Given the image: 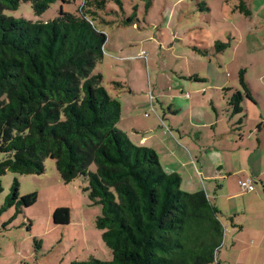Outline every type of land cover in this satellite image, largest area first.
Segmentation results:
<instances>
[{
  "label": "trees",
  "instance_id": "obj_1",
  "mask_svg": "<svg viewBox=\"0 0 264 264\" xmlns=\"http://www.w3.org/2000/svg\"><path fill=\"white\" fill-rule=\"evenodd\" d=\"M54 1L0 0V176L43 175L49 159L64 185L77 178L87 182L89 206L99 207L95 228L111 259L70 264H213L225 232L214 200L203 191H180V176L165 173L155 151L134 144L117 128L120 102L93 72L107 40L95 23L108 25L101 13L110 3L120 7V1L82 0L75 14L60 10L50 21L3 14L28 3L40 17ZM239 1L233 11L249 16ZM215 47L221 52L229 44ZM237 80L239 90L227 105L239 116L232 130L240 132L244 104L253 99L244 69ZM110 85L123 92L124 83ZM243 181L237 182L240 190ZM18 188L14 179L0 207V215L14 209L4 228L37 201L36 194L20 197ZM52 220L68 225V210L54 211Z\"/></svg>",
  "mask_w": 264,
  "mask_h": 264
},
{
  "label": "rangeland",
  "instance_id": "obj_2",
  "mask_svg": "<svg viewBox=\"0 0 264 264\" xmlns=\"http://www.w3.org/2000/svg\"><path fill=\"white\" fill-rule=\"evenodd\" d=\"M67 1L62 4L55 0L40 17L35 16L28 3L3 14L15 20L50 21L60 10L75 14L82 3V0ZM119 1L120 7L110 3L106 12L101 13L108 25L95 23L107 40L104 57L93 72L102 75V85L111 96L115 97L114 92L120 89L114 90L110 81L124 83L118 99L124 104L123 123L117 128L127 129L126 119L136 116L138 138L148 139L147 145L157 147L159 153V149L168 151V147L174 146L161 132L168 133L170 122L177 119L189 127L195 112L203 119L201 106L207 102L213 85L222 77H233L237 66L239 70L247 68L249 56L264 57V0H244L245 7L252 12L250 18L238 9L233 11L239 0H150L149 6L147 0ZM128 19L132 23H125ZM218 43H227L229 47L217 52ZM195 76L203 80L189 79ZM252 85L256 91L264 92L255 81ZM191 103L197 107L194 113L189 108ZM177 107L180 112L175 116ZM208 112L215 117L212 109ZM156 119L164 123L160 130L154 126ZM149 125L154 128L147 129ZM209 133L213 135L212 130ZM129 135L136 144V134ZM2 158L0 153V161ZM14 179L19 184L20 197L36 194L37 201L6 228L3 225L14 215V209L0 215V256L11 257L9 261L0 260V264H70L75 259H111L101 232L95 228L99 207L89 206L87 182L83 178L64 185L49 159L45 162V173L40 176L6 173L0 176V207ZM186 189L185 179L180 191ZM50 207L67 209L69 226L54 225L48 217ZM48 218L50 227L45 224ZM24 256L27 257L23 261Z\"/></svg>",
  "mask_w": 264,
  "mask_h": 264
},
{
  "label": "crops",
  "instance_id": "obj_3",
  "mask_svg": "<svg viewBox=\"0 0 264 264\" xmlns=\"http://www.w3.org/2000/svg\"><path fill=\"white\" fill-rule=\"evenodd\" d=\"M251 16L252 12L249 10L247 17ZM240 37L243 40L242 32ZM247 64V68L241 69L245 71V79L253 103L247 101L244 104L245 117L240 132L232 130L239 116L230 114L227 105L231 93L239 90L237 80L239 66L236 67L237 72L233 77L232 75H228L227 78L222 77L217 85H213L207 102L201 106L203 119L201 115L199 116L200 113L195 112L196 105L191 103L189 108L191 113L195 112L196 118L192 117L189 127L175 118L174 123L170 122L168 130L172 136L165 134L164 131L161 132L174 146L168 147V151L159 149V153L157 147L147 145L148 139L138 138L136 116L126 119L127 129H120L131 142L134 143L129 134L133 132L136 134L137 145L155 151L164 172L176 173L180 176V187L186 179L185 192L203 191L214 200L221 212L220 218L225 232L222 245L217 252V259L215 258L213 264H264V92L261 89L256 91L252 85L255 81L256 85L264 88V57L249 56ZM234 77L236 80H232ZM225 89H229V92L225 93ZM131 92L128 91L129 94ZM114 93L120 100L121 94ZM119 102L121 105L119 123H123L124 104ZM206 104L212 109L215 117L210 116ZM177 109L178 111L172 112L175 116L180 112V108ZM222 109L224 111H221ZM156 120L154 126L160 130L164 127V123L160 124L158 119ZM152 125L147 129L152 130L150 129L154 128L151 127ZM209 129L213 131V135L209 133ZM247 179L254 183L253 192H243L238 187L239 180ZM55 210L58 208H48V217L52 218ZM45 224L46 227H50L49 218ZM69 224L70 220L68 226ZM26 257H22V260L24 261ZM0 260L9 261L11 257L0 256Z\"/></svg>",
  "mask_w": 264,
  "mask_h": 264
},
{
  "label": "built area",
  "instance_id": "obj_4",
  "mask_svg": "<svg viewBox=\"0 0 264 264\" xmlns=\"http://www.w3.org/2000/svg\"><path fill=\"white\" fill-rule=\"evenodd\" d=\"M240 188L242 191H245V192L253 191L254 185H253L252 180L247 179V180H244L243 182H240Z\"/></svg>",
  "mask_w": 264,
  "mask_h": 264
}]
</instances>
